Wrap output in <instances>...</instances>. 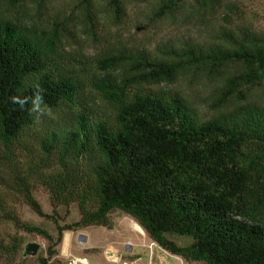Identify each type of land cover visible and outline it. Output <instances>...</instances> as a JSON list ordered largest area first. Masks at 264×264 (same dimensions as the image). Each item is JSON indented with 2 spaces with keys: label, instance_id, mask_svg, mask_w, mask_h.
<instances>
[{
  "label": "trees",
  "instance_id": "obj_1",
  "mask_svg": "<svg viewBox=\"0 0 264 264\" xmlns=\"http://www.w3.org/2000/svg\"><path fill=\"white\" fill-rule=\"evenodd\" d=\"M139 3L160 20L188 12L203 37L73 48ZM244 21L235 0H0V227L17 232L0 264H67L65 234L113 229L117 213L186 264H264V33ZM73 206L67 224L57 210ZM21 234L46 253L24 258Z\"/></svg>",
  "mask_w": 264,
  "mask_h": 264
},
{
  "label": "rangeland",
  "instance_id": "obj_2",
  "mask_svg": "<svg viewBox=\"0 0 264 264\" xmlns=\"http://www.w3.org/2000/svg\"><path fill=\"white\" fill-rule=\"evenodd\" d=\"M240 3L245 14V23L253 25L256 30L264 33V0H235ZM62 4V3H61ZM151 5L133 4L130 9V17L127 23L121 27H111L110 33L98 42L85 41L72 43L73 48L79 50L86 56L93 57L99 54L103 47L119 48L120 46H145L155 48L158 44L186 38L188 36L202 38V30L186 21L188 12H180L176 18L160 20L152 13ZM6 201L10 208H15L20 217L30 223L40 225L47 229L54 237L57 229L50 221L38 217L22 201L16 199L15 195L7 193ZM37 201L41 204L46 214H53V207L49 194L42 188L35 193ZM64 218L65 223L73 224L80 220V213L77 206L70 209L69 217H66V210H57ZM113 229L92 228L86 232L66 233L75 236L73 249H67L64 242L61 251V260L70 263L73 258H86L90 264H186L182 259L171 256L153 243L145 231L134 220L122 213L114 215ZM139 226L142 230L138 229ZM14 226L6 223L0 227V238L8 239L16 235ZM26 238V247L36 243L41 245L38 254H45L48 248L47 242L41 237L21 234ZM68 236V235H67ZM85 239V240H84ZM87 250H86V249ZM72 253L73 256L66 257ZM37 256V257H38ZM35 257V258H37ZM31 258V259H35Z\"/></svg>",
  "mask_w": 264,
  "mask_h": 264
},
{
  "label": "water",
  "instance_id": "obj_3",
  "mask_svg": "<svg viewBox=\"0 0 264 264\" xmlns=\"http://www.w3.org/2000/svg\"><path fill=\"white\" fill-rule=\"evenodd\" d=\"M40 250H41V245L36 244V243L29 244L26 247L25 256L35 258L38 256Z\"/></svg>",
  "mask_w": 264,
  "mask_h": 264
},
{
  "label": "crops",
  "instance_id": "obj_4",
  "mask_svg": "<svg viewBox=\"0 0 264 264\" xmlns=\"http://www.w3.org/2000/svg\"><path fill=\"white\" fill-rule=\"evenodd\" d=\"M68 235V236H67ZM66 236H65V239H64V242H66V246L65 247H67V249H73V247H74V242H75V236L73 235V234H67ZM86 249V248H85ZM87 250V249H86ZM71 256H73V254L72 253H70V254H67V256L66 257H71ZM73 257H75V256H73Z\"/></svg>",
  "mask_w": 264,
  "mask_h": 264
},
{
  "label": "built area",
  "instance_id": "obj_5",
  "mask_svg": "<svg viewBox=\"0 0 264 264\" xmlns=\"http://www.w3.org/2000/svg\"><path fill=\"white\" fill-rule=\"evenodd\" d=\"M70 264H90L86 258H73Z\"/></svg>",
  "mask_w": 264,
  "mask_h": 264
},
{
  "label": "bare ground",
  "instance_id": "obj_6",
  "mask_svg": "<svg viewBox=\"0 0 264 264\" xmlns=\"http://www.w3.org/2000/svg\"><path fill=\"white\" fill-rule=\"evenodd\" d=\"M138 229L142 230L139 226H137Z\"/></svg>",
  "mask_w": 264,
  "mask_h": 264
},
{
  "label": "clouds",
  "instance_id": "obj_7",
  "mask_svg": "<svg viewBox=\"0 0 264 264\" xmlns=\"http://www.w3.org/2000/svg\"><path fill=\"white\" fill-rule=\"evenodd\" d=\"M89 261V260H88Z\"/></svg>",
  "mask_w": 264,
  "mask_h": 264
}]
</instances>
